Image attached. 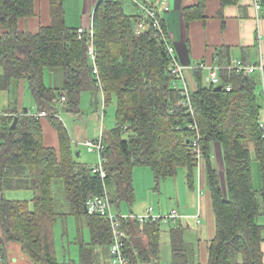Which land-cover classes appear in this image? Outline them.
I'll return each mask as SVG.
<instances>
[{"label":"trees","instance_id":"1","mask_svg":"<svg viewBox=\"0 0 264 264\" xmlns=\"http://www.w3.org/2000/svg\"><path fill=\"white\" fill-rule=\"evenodd\" d=\"M52 23L38 33L20 31L18 20L33 15L35 0H0V62L5 77L25 78L35 97L36 110L47 111L58 132L60 147L44 143L42 118L13 113L0 117V193L25 190L32 200L0 198L1 264L18 258L11 247L18 246L22 264H111L95 253L110 246V221L86 212V201L101 195L107 186L114 207L135 198L134 168L149 166L157 181L176 175L186 167L192 187L197 158L192 152L194 132L191 116L180 105L181 91L174 87L171 59L161 35L149 27L136 34L134 26L141 12L128 13L122 0H98L92 30L66 23L65 0H50ZM228 2L233 0H226ZM264 7V0H259ZM93 44L98 73L90 56ZM229 62V61H228ZM228 62L218 63L227 64ZM46 69L62 70V85L47 86ZM223 86L206 85L202 69L193 74V108L202 134L203 157L207 160L216 231L208 243L206 263L191 259L183 229L171 230L172 258L169 264H264V138L260 121L263 103L258 97L257 75L246 76L222 69ZM231 84L227 91L225 85ZM101 89L105 104L116 102V125L104 132L105 179L77 160L72 138L57 114L77 110L82 92ZM66 97L61 104V97ZM17 124L11 129L14 117ZM221 145L223 174L215 168L211 152ZM255 149L256 159L251 149ZM261 167L262 187L255 188L253 162ZM66 207L64 210L63 208ZM67 211V212H66ZM71 213L86 216L91 239H79L80 259L59 261L53 228L58 218ZM162 221H150L141 230L136 222H125V241L130 264H159L158 242ZM150 233L148 255L137 234ZM132 235V236H131ZM131 237V239H130ZM133 247H136L135 249ZM25 261V262H23ZM20 262V263H21Z\"/></svg>","mask_w":264,"mask_h":264},{"label":"crops","instance_id":"2","mask_svg":"<svg viewBox=\"0 0 264 264\" xmlns=\"http://www.w3.org/2000/svg\"><path fill=\"white\" fill-rule=\"evenodd\" d=\"M97 1L76 0V6L69 12L70 9H68L66 4L67 0H65L66 23L68 26L91 28ZM255 4L256 0H233L230 2L226 0H170V10L164 15L163 25L176 48L179 60L189 67L186 71V77L190 88H194L195 86L193 74L195 70L199 69L195 65L200 62L218 64L238 58L247 64L264 63V7L262 6V9L257 11ZM124 6L128 13L135 14L140 11L137 5L128 1H124ZM51 23V1L35 0L34 14L21 17L18 20V28L20 31L38 33L42 27L49 26ZM3 30L0 23V35L3 33ZM203 72L205 76V71L203 70ZM252 75H257L260 81L257 93L258 97L262 96L260 100L263 103L262 117L264 119L263 76L260 71ZM62 76L61 69H46L44 72V82L47 86L60 87L62 85ZM103 101L104 93L101 89L86 90L81 94L80 106L77 110H61V112L66 113L65 119L67 123L70 124L71 122L73 124L72 129L67 128L71 138L75 139L78 144L81 143V145H77L76 143L75 147L73 146L76 158L80 163L87 164L88 166L98 162V155L95 153V163L88 162V157L91 155H87L88 153L86 154L81 150L80 146H85L82 144V140L86 138L96 139L101 135V132L108 131L109 129L101 127L98 130V134L96 132L92 134L88 130L84 133L79 121L76 122V120H82L85 113L81 110L82 102H85L89 107L95 106L96 112L94 117L96 118L99 106H102ZM106 106L107 104L104 107ZM33 107L36 108V101L28 80L25 78L7 79L4 67L0 62V117L6 118V116H10L13 113H22L25 109L28 110ZM2 121L0 118L1 127L5 125ZM62 121L64 122V120ZM41 122L45 145L59 149L60 140L57 130L49 118H42ZM251 155L253 159H256L254 148L251 149ZM81 157L86 158V160L82 161ZM211 159L215 168L220 174L221 172L223 174L225 167L224 155L219 143L214 145ZM149 168L151 167L136 166L134 168L135 198L132 202L122 201L119 203L118 207H114L117 209L116 212L139 214L145 213L149 207H152L154 213L163 214V210L167 207L166 202H168V209L170 211L173 208L178 209L179 217L171 222V225L168 222L162 223L160 226L157 251L159 261L157 263H170L172 258L171 230L177 227L183 229L186 248L190 253L191 259L206 263L208 260V243L214 237L216 231V220L212 194L209 188L206 158L203 157L197 163L195 181L192 187L187 181L186 167H180L176 175L166 176L159 181H157L152 168ZM253 177L254 183L260 189L262 187V176L260 163L257 160L253 162ZM154 182L156 184L163 183L164 191L162 193L165 199L162 202H164V206L160 205L161 201L159 198L156 200L150 196L149 190ZM140 189L146 191L144 196L139 194ZM2 197L30 201L33 198V193L25 190H8L3 194L0 193V198ZM155 200L160 203L159 206L158 203L152 202ZM68 217L63 218L65 222H67ZM85 217H76V220L83 221V219L86 220ZM262 222L264 224V218H262ZM89 236L91 239L90 232ZM133 237L141 240L139 245L143 251L152 257L154 256L150 252L152 245L150 243L152 241L150 233L140 236L137 234L136 236L133 235ZM79 239H83L85 242L83 230L78 231L77 229L76 243L80 254ZM89 242L90 240L85 243ZM133 248L135 249L136 247ZM261 248L264 259V239L261 243ZM95 253L104 261H110L111 259L110 246L97 247L95 248ZM14 264H16V260Z\"/></svg>","mask_w":264,"mask_h":264},{"label":"built area","instance_id":"3","mask_svg":"<svg viewBox=\"0 0 264 264\" xmlns=\"http://www.w3.org/2000/svg\"><path fill=\"white\" fill-rule=\"evenodd\" d=\"M134 3L138 6L141 12V17H139L134 26V31L136 34H142L149 27L154 28L161 35V39L164 43L166 51L168 52L171 65L170 71L174 76V87L181 91L182 98L180 100V105L185 110L184 112L191 116L189 120V128L194 132L191 147L192 152L198 160V163L203 158V149L201 146L202 134L200 132V126L196 118L193 102H192V90L188 84L186 71L188 66L182 63L179 60V57L176 53V48L170 40V36L163 25L164 15L170 10V0H122ZM256 9L257 11L262 9V4L259 0H256ZM85 31L84 27H79L78 32L81 34ZM89 32L93 34L92 28H89ZM90 56L94 60L95 66L94 71L98 73V68L95 62V52L93 44H90ZM196 68L202 69L205 71L204 81L206 85H221L222 77L220 72L222 69H226L231 72L242 73L244 75L250 76L257 71H260L264 80V63L261 64H247L244 63L241 59L233 58L227 64H212L208 62H200L195 65ZM231 84L225 85L227 91L231 90ZM263 94H264V85H263ZM66 97L62 96L60 101L61 104L66 102ZM24 114L35 117L36 119L45 118L51 116L46 111H37L36 108L28 109ZM56 116L61 117L60 114ZM260 126L263 130L264 138V119L260 121ZM104 132H101V135L96 139L86 138L82 140L89 152L97 153L98 162L94 165H91L92 172L96 175H99L100 178L105 179L108 175L104 167V142H103ZM87 212L90 214H97L102 216L110 221L112 228V242L110 244V254L111 264H130L129 256L125 251V241L129 238L126 229L124 228L125 222H136L139 224L141 230L143 227L150 221L160 220L162 223H168L169 221H175L179 217L178 209H171L170 213L167 215L156 214L153 212V208L149 207L145 213H119L114 211V206L111 202L110 195L108 191L105 190L101 195H95L89 198L86 201L85 205ZM2 263V252L0 250V264Z\"/></svg>","mask_w":264,"mask_h":264},{"label":"rangeland","instance_id":"4","mask_svg":"<svg viewBox=\"0 0 264 264\" xmlns=\"http://www.w3.org/2000/svg\"><path fill=\"white\" fill-rule=\"evenodd\" d=\"M66 4H67L68 9H70L69 12H71L72 8H74L76 6V0H67ZM254 65H257V64H254ZM84 98H86V97H84ZM104 106H105V103L103 101L102 106H99V110H98V113L96 114L97 116L95 118L94 117V114L96 112L95 106L89 107L88 105L85 104V102L84 103L82 102L81 110H83L85 113L83 115L82 120L79 119V120H76V122L79 121V124H80L81 128L83 129L84 133L87 132V130H88L89 132H92V134H94L95 132L98 134V130L101 129V127L106 128V129H110L116 125V102H115V100L111 103L108 102L106 107H104ZM65 115H66L65 112H61V119L64 120V123L68 129H72L73 124H71V122H70V124L67 123V121L65 119ZM76 119H77V117H76ZM99 134H100V132H99ZM72 142H73V146L75 147V144L77 142L73 138H72ZM77 145H81V143H79V144L77 143ZM80 147H81V150L84 151V153H86V154L88 153L87 155H91L88 157V162L93 163L96 159L95 153L87 152L88 150L85 146H80ZM83 160H86V158H82V161ZM149 169H151V168H149ZM134 176H135V169H134ZM255 188L258 190V187L256 184H255ZM104 189L107 190V186H104ZM162 191H164L163 183L162 184L161 183L156 184V182H154L151 185V189L149 190V193H150V196L152 199L153 198L156 200H157V198L160 199L161 204L158 203V201H156V200L152 201L153 203H156V204L158 203V206H159V204L161 206H164V202H162V201H164L165 196L163 195ZM139 194L144 196L146 194V191L140 189ZM148 201H149V199H148ZM166 203H167V207L163 210L164 211L163 215H167L170 213V210L168 209V202H166ZM65 208L66 207H64L63 210ZM114 209H115L114 211L116 212L117 209L116 208H114ZM68 216L69 217L67 218V222H65V220L63 218L59 217L57 222L54 225V228H53L56 256H57V259L59 261H64V260H69V259L79 261V258H80L79 247L76 243L77 229H78V231L83 230L85 242H88L90 240V236H89L90 230L88 228V225H87L85 219H83V221H81V220L78 221V220H76V217L74 215H72L71 213H69ZM173 221H169V225H171L170 223ZM65 249H66V252H65ZM11 254L13 257L18 258L17 262H18V264H20L22 259L19 260L20 254H19V250H18L17 245H14L11 247ZM23 262H25V261H23Z\"/></svg>","mask_w":264,"mask_h":264},{"label":"water","instance_id":"5","mask_svg":"<svg viewBox=\"0 0 264 264\" xmlns=\"http://www.w3.org/2000/svg\"><path fill=\"white\" fill-rule=\"evenodd\" d=\"M217 88L218 89H221L222 86L221 85H218ZM18 120H19V117L18 116L14 117V120H13L12 124L10 125V128L11 129L17 124ZM77 155H79V153H77ZM85 210L87 212V209H85Z\"/></svg>","mask_w":264,"mask_h":264}]
</instances>
